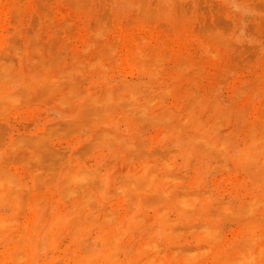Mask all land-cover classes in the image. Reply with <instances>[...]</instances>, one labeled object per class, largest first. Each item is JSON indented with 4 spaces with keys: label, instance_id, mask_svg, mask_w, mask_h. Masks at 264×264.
Here are the masks:
<instances>
[{
    "label": "rangeland",
    "instance_id": "374dc122",
    "mask_svg": "<svg viewBox=\"0 0 264 264\" xmlns=\"http://www.w3.org/2000/svg\"><path fill=\"white\" fill-rule=\"evenodd\" d=\"M0 67V173L17 200L0 264H75L120 229L116 257L131 264L164 206L159 252L180 264L264 247V172L239 156L264 144V0H0ZM200 127L222 144L194 138ZM144 163L165 192L132 183ZM263 249L245 263L264 264Z\"/></svg>",
    "mask_w": 264,
    "mask_h": 264
},
{
    "label": "bare ground",
    "instance_id": "6f19581e",
    "mask_svg": "<svg viewBox=\"0 0 264 264\" xmlns=\"http://www.w3.org/2000/svg\"><path fill=\"white\" fill-rule=\"evenodd\" d=\"M145 49V48H144ZM143 49V50H144ZM142 50V49H141ZM141 50H139V52H141ZM142 50V51H143ZM135 52V54H136V52L137 51H134ZM139 52H137V53H139ZM133 53V52H132ZM113 56V55H112ZM141 57V56H140ZM145 57V56H144ZM143 56L141 57V59L143 58V59H145ZM113 57H111L110 59L111 60H113L112 59ZM130 59V58H129ZM134 59V58H133ZM132 59V60H133ZM140 59V58H139ZM142 59V60H143ZM131 60V59H130ZM136 60V59H135ZM138 60V59H137ZM136 60V61H137ZM134 61V60H133ZM145 61V60H144ZM97 62H95V64H96ZM99 63V62H98ZM129 63V62H128ZM138 63V62H137ZM137 63H136V65H137ZM145 63V62H144ZM100 64V63H99ZM143 64V63H142ZM2 65V64H1ZM141 65V64H140ZM151 65V64H150ZM154 65V64H153ZM133 66H135V65H133ZM147 66V65H146ZM152 66V65H151ZM2 67L4 68V66L2 65ZM1 68V67H0ZM143 68H144V66H143ZM156 68V67H155ZM143 71H145V70H143ZM10 72V71H9ZM145 73H147V72H145ZM7 74H8V72H7ZM6 75V74H5ZM9 76V75H8ZM7 76V77H8ZM48 76V75H47ZM52 77V76H51ZM1 78H2V76H1ZM9 78V77H8ZM49 78V77H48ZM3 79V78H2ZM51 79V78H50ZM2 81V80H1ZM13 81V80H12ZM142 81V80H141ZM8 82H9V80H8ZM3 83V82H2ZM132 83V82H131ZM102 84V83H101ZM132 84H134V83H132ZM145 84V83H144ZM114 86L116 85V84H113ZM135 85V84H134ZM104 86H106V85H104ZM113 86V87H114ZM117 86H119V84H117L116 85V88H117ZM126 86V85H125ZM124 86V87H125ZM145 86V85H144ZM94 87V86H93ZM111 87V86H110ZM134 87H136L137 88V86H133V87H131V85L130 86H126V88H124L125 90H126V93L127 92H129V93H131V94H134L135 92H136V90H140V91H144V90H141V88H140V86H138V89H136V88H134ZM97 88H99V87H97ZM115 88V87H114ZM120 88V87H119ZM140 88V89H139ZM94 89V88H93ZM102 89V88H101ZM82 91H84V89L82 90ZM82 91H81V94H82ZM95 91V90H94ZM97 91H98V89H97ZM147 91V90H146ZM14 92V91H13ZM18 92V91H17ZM100 92V91H99ZM123 92H125V91H123ZM8 93H10V92H8ZM120 93V92H119ZM119 93H118V96H119ZM146 93V92H145ZM11 94H12V91H11ZM85 94H86V92H85ZM6 95V94H5ZM19 95V94H18ZM83 95V94H82ZM89 95H91V94H89ZM139 94H138V92H136V96H138ZM8 96V95H7ZM101 98H104V99H107V98H111L112 96H113V91L110 89V88H104V90H102V92H101ZM135 96V95H134ZM3 97V96H2ZM91 97V96H90ZM114 97V96H113ZM112 97V98H113ZM130 98V97H129ZM3 99V98H2ZM120 99V98H119ZM124 99V98H123ZM126 100V99H125ZM130 100V99H129ZM102 101V100H101ZM106 102H107V100H106ZM91 103V102H90ZM93 104V103H92ZM95 104V103H94ZM111 104V103H110ZM101 107V106H100ZM110 107V106H109ZM140 107V106H139ZM104 108V107H103ZM148 109V108H147ZM165 110V109H164ZM202 120V119H201ZM204 121V120H203ZM218 124V123H217ZM202 127H204V126H202ZM215 127V126H214ZM201 128V127H200ZM111 129V128H110ZM213 129V128H212ZM113 130L114 129H112V132H113ZM214 130V129H213ZM198 131V132H197ZM197 131H196V133H195V136H197V137H194V138H202V139H205V141L206 142H208V143H210V144H222V142H223V140L222 139H220V137L218 138L217 137V135H216V137H215V135H213V132H212V130L209 128H201V130L199 131V129H197ZM252 131V130H251ZM114 133H115V131H114ZM113 133V134H114ZM220 133V132H219ZM255 133V132H254ZM111 135V134H109V133H107L106 135H105V137H106V139H108V140H114V139H117V135H121V133L120 134H116L115 133V135ZM104 135V134H103ZM255 135V134H254ZM220 136V135H219ZM261 138H262V136H261ZM260 138V139H261ZM250 139V138H249ZM260 139H258V138H254V137H252V139L248 142V143H246V145L243 147V148H241V152L239 153L240 155V157L244 160V162L246 161L247 163H246V165H248L249 166V168L251 169V168H253L254 170H257V168L258 169H260L261 171H262V173L264 172V153H263V150H264V146H262V145H264V144H262V142H260L261 140ZM259 140V141H258ZM205 142V143H206ZM228 142V141H227ZM262 144H260V143ZM208 143H207V145H208ZM112 145H115V144H112ZM118 145H119V143H118ZM111 146V145H110ZM228 147V146H227ZM228 151V150H227ZM143 160V159H142ZM145 161V160H144ZM170 164V163H169ZM247 166V167H248ZM80 169H81V167H80ZM84 169V168H83ZM95 169V168H94ZM152 169V168H151ZM150 169V167H149V164L148 163H144L143 165H141L140 167H138L137 169H136V175H137V178H136V180L134 179V181L132 182V181H130V182H132L133 184L134 183H136V184H138V186L140 185V186H144V187H148V188H159L160 186H161V183L159 182V178L158 177H156L155 175L156 174H154L155 172L153 171V170H151ZM76 170V169H75ZM82 170V169H81ZM70 171V170H69ZM93 170H91V172H92ZM97 171V170H96ZM133 172V171H132ZM154 172V173H153ZM249 172V171H248ZM247 172V173H248ZM90 173V172H89ZM94 173V172H93ZM97 173H98V171H97ZM158 173V172H157ZM254 173V172H253ZM73 174H74V171H73ZM72 174V175H73ZM92 174V173H91ZM96 174V173H95ZM94 174V175H95ZM67 175V174H66ZM134 175V174H133ZM68 176V175H67ZM89 176V174L88 173H82V172H78V169H77V172L73 175V179H79V178H82V177H88ZM96 176V175H95ZM256 176V175H255ZM260 176V175H259ZM12 177V176H11ZM63 177H65V176H63ZM128 177H129V175H128ZM69 178V177H68ZM68 178H64L66 181L68 180ZM260 178V177H259ZM258 178V179H259ZM14 179V178H13ZM64 179H63V181H64ZM72 179V180H73ZM91 179V178H90ZM126 180V179H125ZM62 181V180H61ZM126 181H128V180H126ZM69 182H70V180H69ZM72 182H76L75 180L74 181H72ZM130 182L128 183V184H126V185H129L130 184ZM12 183H13V181H12V179H10L9 177H7V175H3L2 173H0V204H1V206H5V207H7L8 208V212L7 213H4V214H0V230H2V228L4 229L5 227H8L10 224H12L13 223V221H14V219H15V209H16V206H17V200H15V199H12L13 197H11L10 195H9V192H11L9 189H11V185H12ZM61 184V182H58V185L60 186V184ZM88 183H89V181H88ZM63 185L65 184L64 182L62 183ZM97 184V183H96ZM99 186V185H98ZM130 187H131V185H129ZM134 186V185H133ZM101 187H102V185H101ZM143 187V188H144ZM70 188V187H69ZM68 187L66 188V189H69ZM73 188V187H72ZM75 188V187H74ZM106 188V187H105ZM125 188V187H124ZM133 188V187H132ZM142 188V189H143ZM60 190H62L63 189V191L65 190L64 188H59ZM96 189H97V187H96ZM160 189V188H159ZM158 189V190H159ZM18 190V189H17ZM73 190V189H72ZM86 190V189H85ZM156 190V189H155ZM160 190H162V191H164V190H166V189H164V188H162V189H160ZM58 191V190H57ZM76 191V190H75ZM74 191V192H75ZM152 191V190H151ZM19 192V191H18ZM61 192V191H60ZM165 192V191H164ZM168 192V191H167ZM62 193V192H61ZM80 193V192H79ZM95 193H97V194H99V195H102V196H104L106 193H105V190L103 189V190H101V191H99V190H92V189H90L88 192H87V194H86V198H89V197H91V196H93L94 197V194ZM60 194V193H59ZM70 194V193H69ZM18 195H22V194H20V193H18ZM164 195V194H163ZM167 195V194H166ZM18 197V196H17ZM191 197H193V196H191ZM101 198V197H100ZM180 198V197H179ZM198 198V197H197ZM23 199V198H22ZM255 199V198H254ZM263 199V198H262ZM258 200V199H257ZM191 199H189V198H181V199H177L176 201H175V203H174V205L176 206V207H178V206H184V207H187V206H189V205H191ZM255 202V201H254ZM258 202H260V201H258ZM257 202V203H258ZM18 203H19V201H18ZM246 203V202H245ZM262 203H263V201H262ZM84 204H85V202H84ZM104 204V203H103ZM254 204L255 203H251L248 207V209H250L252 206H254ZM127 205V204H126ZM228 205V204H227ZM232 205V204H231ZM238 205V204H237ZM244 205V204H243ZM256 205V204H255ZM96 206V205H95ZM234 206H236V205H234ZM239 206V205H238ZM242 206V205H241ZM245 206H246V204H245ZM80 207H82V206H80ZM93 207V206H92ZM237 207V206H236ZM230 208V207H229ZM103 209V208H102ZM159 209V208H158ZM157 209V210H158ZM80 210V209H79ZM95 210H97V209H95ZM230 210H231V208H230ZM250 210H252V209H250ZM249 210V211H250ZM115 211V210H114ZM185 211V210H184ZM183 211V212H184ZM98 212V211H97ZM105 212V211H104ZM108 212H110L111 213V211L110 210H108ZM230 212V211H229ZM240 212V211H239ZM95 213V212H94ZM139 213V212H138ZM237 213V212H236ZM242 213V212H241ZM246 213V212H245ZM81 214V213H80ZM89 214V213H88ZM96 214V213H95ZM105 214V213H104ZM108 214V213H107ZM135 214H137V212H135ZM113 215V217H110L112 220L114 219V214L112 213L111 214V216ZM96 216V215H95ZM105 216H107L106 214H105ZM108 216H110V215H108ZM134 216V215H133ZM141 216V214L139 213L138 215H135V218H136V220L137 221H142V217H140ZM186 216V215H185ZM198 216V215H197ZM94 218V217H93ZM97 218V217H96ZM102 218H104V217H102ZM87 219V218H86ZM88 219H92V218H90V217H88ZM87 219V220H88ZM95 219V218H94ZM108 219V218H107ZM111 219L109 220V221H111ZM104 220H106V219H104ZM103 220V221H104ZM115 220V219H114ZM113 220V221H114ZM135 220V221H136ZM169 220H170V218H169ZM94 221V220H93ZM101 221V220H100ZM108 221V220H107ZM146 221V220H145ZM145 221H143V225H144V222ZM149 222L151 221V220H148ZM95 222V221H94ZM105 222V221H104ZM21 223V222H20ZM100 223H102V221L100 222ZM168 214H167V209H166V207L164 206V207H162L161 209H159L157 212H156V214H155V217H154V219H153V222H152V226H153V228H154V231H155V234L153 235V236H151L150 238H148L147 240H146V242H145V244H144V247L141 249V248H139L138 250V252H137V257H133L132 259H131V264H180V263H178V261L175 259V258H173V257H167V256H165V255H162L160 252H159V247L164 243V241H165V236H166V231H168L167 229H168ZM146 224V223H145ZM149 224H151V223H149ZM97 225V224H96ZM53 227V226H52ZM121 227V226H120ZM128 227V226H127ZM218 227V226H217ZM17 228V227H16ZM15 228V229H16ZM202 230H203V235H204V237L205 238H213L215 235H216V232H217V228H216V226H215V224H213V223H210V222H208V223H205L203 226H202ZM18 229V228H17ZM125 229V228H124ZM24 230V229H23ZM52 230H54V229H52ZM128 230V229H127ZM199 230H201V229H199ZM12 231V230H11ZM10 231V232H11ZM119 231V230H118ZM120 231H121V229H120ZM119 231V232H120ZM123 231V230H122ZM113 233V235L110 237V238H108V239H106L104 236L101 238V240L103 239L104 241H102L98 246H96V247H94V248H91V249H89L88 251H87V253L79 260V261H77L75 264H124L122 261H119L118 259H120V258H118L117 259V257H116V255H117V253H118V249H120V248H117V245H118V242H119V238L121 237L122 238V234H123V232L121 233V236H120V233ZM172 232V231H171ZM47 233V232H46ZM51 233V232H50ZM49 234V233H48ZM20 236H21V233L19 234ZM261 235V234H260ZM19 237V236H18ZM48 237V236H47ZM258 237V236H257ZM6 238V237H5ZM260 238H262V237H260ZM21 239V241H22V238H20ZM99 239V238H98ZM98 239H97V241H98ZM216 238H214V240H215ZM15 240V239H14ZM96 240V239H95ZM122 240V239H121ZM120 240V241H121ZM18 241V240H17ZM16 241V242H17ZM21 241H18V242H20L21 243ZM25 241V240H24ZM256 241H258V240H256ZM256 241H255V244L254 245H252V247L248 250V251H244V252H242V254L241 255H238V259H239V261H240V263H244V264H246L248 261H250V260H252V259H254L255 257H256V253L258 252V251H260V250H262V248H264L263 246H261L259 243H256ZM247 242V241H246ZM98 243V242H97ZM120 245H121V243H119ZM253 244V243H252ZM17 245V244H16ZM16 245H15V247H16ZM22 245V244H21ZM142 245H143V243H142ZM14 247V246H13ZM19 247V246H18ZM120 247V246H119ZM162 247V246H161ZM165 247V246H164ZM20 249L22 248V247H19ZM26 248V247H25ZM46 248V247H45ZM116 248H117V250H116ZM238 248H239V245H238ZM15 249V248H14ZM13 249V250H14ZM20 249H18V250H20ZM173 249V248H172ZM242 249V248H241ZM17 249H15V251H16ZM27 250V249H26ZM161 250V249H160ZM177 250V249H176ZM234 250V249H233ZM264 250V249H263ZM15 251H13L12 253H15ZM28 251V250H27ZM174 251V250H173ZM12 253H10V255H12ZM18 253V252H17ZM16 253V256L18 255V256H23L24 257V255H22V254H17ZM23 253V252H22ZM179 253V252H178ZM177 253V254H178ZM239 253V252H238ZM237 253V254H238ZM126 254V253H125ZM185 254H187V253H185ZM236 254V255H237ZM240 254V253H239ZM263 254V253H262ZM15 256V255H14ZM13 256V257H14ZM33 256V255H32ZM172 256V255H171ZM239 256H240V258H239ZM10 257H12V256H10ZM12 257V258H13ZM235 257V256H234ZM16 260L18 259V258H20V257H18V258H16V257H14ZM237 258V257H236ZM14 259V261H16ZM20 259H22V260H24L22 257L20 258ZM19 260V259H18ZM229 260V259H228ZM19 262V261H18ZM21 262V261H20ZM130 262V261H129ZM189 262V261H188ZM246 262V263H245ZM61 263V262H60ZM222 263H224V262H222ZM239 263V264H240ZM249 263V262H248ZM255 263V262H254ZM260 263V262H259ZM28 264V263H27ZM61 264H63V263H61ZM186 264V263H185Z\"/></svg>",
    "mask_w": 264,
    "mask_h": 264
}]
</instances>
